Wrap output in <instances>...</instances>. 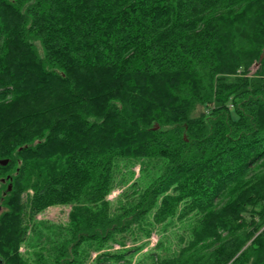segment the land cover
Listing matches in <instances>:
<instances>
[{"label":"trees","instance_id":"16d2710c","mask_svg":"<svg viewBox=\"0 0 264 264\" xmlns=\"http://www.w3.org/2000/svg\"><path fill=\"white\" fill-rule=\"evenodd\" d=\"M3 160L0 264H264V0H0Z\"/></svg>","mask_w":264,"mask_h":264},{"label":"rangeland","instance_id":"374dc122","mask_svg":"<svg viewBox=\"0 0 264 264\" xmlns=\"http://www.w3.org/2000/svg\"><path fill=\"white\" fill-rule=\"evenodd\" d=\"M115 195L112 194L110 198H112ZM67 208H52L44 212L41 217L47 218L49 220L55 221V222H63L65 221ZM156 242V237L153 235L150 241V246H153Z\"/></svg>","mask_w":264,"mask_h":264},{"label":"water","instance_id":"95a60500","mask_svg":"<svg viewBox=\"0 0 264 264\" xmlns=\"http://www.w3.org/2000/svg\"><path fill=\"white\" fill-rule=\"evenodd\" d=\"M261 58H262V56H261ZM7 162H8V160L0 161V166H5L7 164Z\"/></svg>","mask_w":264,"mask_h":264}]
</instances>
